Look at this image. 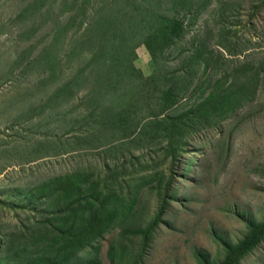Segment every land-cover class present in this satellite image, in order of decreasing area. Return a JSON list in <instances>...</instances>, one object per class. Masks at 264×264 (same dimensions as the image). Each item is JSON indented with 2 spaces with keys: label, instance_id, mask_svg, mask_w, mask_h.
<instances>
[{
  "label": "rangeland",
  "instance_id": "1",
  "mask_svg": "<svg viewBox=\"0 0 264 264\" xmlns=\"http://www.w3.org/2000/svg\"><path fill=\"white\" fill-rule=\"evenodd\" d=\"M110 1L0 0V264L19 258V244L8 245V235L50 213L40 185L62 175L87 173L105 195L133 201V211L95 243L103 264H113L110 248L124 254L123 264H200L197 250L221 260L224 240L244 238L247 220L264 221V0H192L194 8L184 14L187 31L161 64L193 82L165 114L200 103L219 81L238 101L228 118L213 112L195 130L175 134L171 148L156 123L154 98L133 94L159 73L144 45L136 50L138 78L120 83L113 96L131 98L124 107L113 105L104 125L93 126L81 112L88 91L97 89L94 68L85 72L79 94L48 101L63 83L58 78L44 87L51 67L59 73L64 64L67 75L74 67L81 73L85 53L100 50L98 42L81 50L82 40L97 33V25L90 26ZM158 1L159 12L181 8L177 0ZM76 42L80 51L70 56ZM155 82L163 77L147 87ZM78 115L85 118L80 124ZM165 197L167 210L144 245L139 230L151 224ZM94 252L83 250L79 262ZM240 264H264V240Z\"/></svg>",
  "mask_w": 264,
  "mask_h": 264
},
{
  "label": "trees",
  "instance_id": "2",
  "mask_svg": "<svg viewBox=\"0 0 264 264\" xmlns=\"http://www.w3.org/2000/svg\"><path fill=\"white\" fill-rule=\"evenodd\" d=\"M176 2L181 5V8L161 12L156 11L157 3L160 4L158 0H111L108 2L105 11L103 10L105 16L90 26L97 25V33L89 38L84 35L82 40L81 50H90L92 44L97 42L101 45L100 50L92 51L91 49L85 53L83 56L85 65L81 66V63L78 65V68L83 69L81 73L78 72L77 67H74V72L67 75L64 64L59 68V73L51 67L50 73L46 72L44 75V87L49 86L54 79L58 78L63 83L54 92L49 93L48 101L56 102L63 96L79 94L84 80L89 78L85 72L87 69L93 70L94 68L97 72L95 78L97 89L92 92L88 91L86 108L81 112L86 115L87 120H92L93 126L104 125L107 111L112 109L113 105L119 108L124 107L131 98L127 97L125 101H122L120 96H113L119 93L120 83L125 80L134 81L138 78L134 65L137 58L136 50L138 46L144 45L155 64L159 66L158 75L155 72L147 78L153 82L163 77V82L161 84L155 82L153 87H147L152 84L150 82L145 84V87L135 90L133 94L145 96L148 100L154 98L159 107L156 123L167 132L169 148H171L175 134L195 130L196 124H202L213 118L211 113L215 112L223 119L228 118L238 98L233 94L235 91L232 89L225 90L226 83L223 81H219L200 103H194L192 107L183 110L178 115L167 116L165 114L178 102L180 93L187 91L193 82L192 77L187 80L182 71L171 72L161 64L163 55L184 37L187 31L184 14L190 13L194 8L192 0H177ZM121 5L125 7L121 8ZM115 6L117 7L114 8ZM129 41L137 43L130 48ZM77 43H72L70 46V56H77L76 52L79 50ZM110 47H113L115 51L111 52ZM190 56L192 60L198 58L195 57V52ZM118 63L123 66H118ZM56 64L58 60L52 66ZM93 71L91 74L94 76ZM49 91L48 89L46 93ZM108 100L111 102L110 105ZM105 102L107 105L104 107ZM67 111L73 113L74 109L70 107ZM83 119L85 118L78 115L77 123L80 124ZM190 125L193 126L190 127ZM91 177L87 173L76 176L62 175L40 185L38 189L42 190L41 194H46L50 213L42 216L43 222L34 221L31 227L21 229L20 233L14 231L8 235V245L17 242L20 254L17 261L6 264H81L78 255L87 248H94L96 255L85 264H103L99 257L100 248L95 243L111 228L119 216L131 213L134 204L133 201L121 199L115 192L105 195L104 190L100 188V183L92 182ZM35 194L34 192L31 195L34 200H36L33 197ZM166 210L167 198L165 197L151 224L139 230L143 233L144 245L149 242L152 229L160 223ZM43 211L45 210L39 209V212ZM247 229V234L240 241L236 243L223 241L225 255L221 260H212L205 252L197 250L196 257L200 264H240L264 240V221L247 220ZM5 255L7 256V253ZM109 256L113 264L124 262V254L115 255L113 248L109 249Z\"/></svg>",
  "mask_w": 264,
  "mask_h": 264
}]
</instances>
